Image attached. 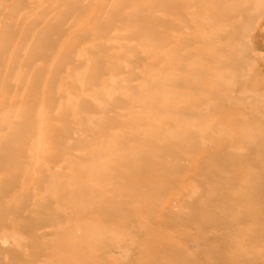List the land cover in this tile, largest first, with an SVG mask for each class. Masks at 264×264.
I'll return each mask as SVG.
<instances>
[{"label": "rangeland", "instance_id": "374dc122", "mask_svg": "<svg viewBox=\"0 0 264 264\" xmlns=\"http://www.w3.org/2000/svg\"><path fill=\"white\" fill-rule=\"evenodd\" d=\"M0 264H264V0H0Z\"/></svg>", "mask_w": 264, "mask_h": 264}]
</instances>
